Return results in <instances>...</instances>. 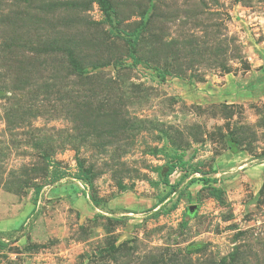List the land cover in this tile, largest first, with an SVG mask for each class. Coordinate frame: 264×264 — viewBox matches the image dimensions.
I'll return each mask as SVG.
<instances>
[{"label":"rangeland","instance_id":"1","mask_svg":"<svg viewBox=\"0 0 264 264\" xmlns=\"http://www.w3.org/2000/svg\"><path fill=\"white\" fill-rule=\"evenodd\" d=\"M110 1L0 0V264H264V0Z\"/></svg>","mask_w":264,"mask_h":264},{"label":"trees","instance_id":"2","mask_svg":"<svg viewBox=\"0 0 264 264\" xmlns=\"http://www.w3.org/2000/svg\"><path fill=\"white\" fill-rule=\"evenodd\" d=\"M101 8L103 9L104 12L107 14L111 13L114 9V5L110 0H97ZM174 172V166H169L167 171L165 172L164 176V182L169 183V176ZM0 246H5L3 242L0 241Z\"/></svg>","mask_w":264,"mask_h":264}]
</instances>
